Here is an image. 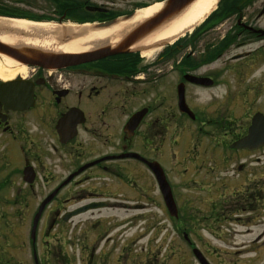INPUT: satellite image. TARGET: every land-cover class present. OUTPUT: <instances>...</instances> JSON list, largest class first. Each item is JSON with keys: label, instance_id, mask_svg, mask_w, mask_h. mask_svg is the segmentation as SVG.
<instances>
[{"label": "flooded vegetation", "instance_id": "flooded-vegetation-1", "mask_svg": "<svg viewBox=\"0 0 264 264\" xmlns=\"http://www.w3.org/2000/svg\"><path fill=\"white\" fill-rule=\"evenodd\" d=\"M145 4L151 3L0 0V9L16 17L62 26H56L57 30H64L62 39H67L90 30L110 29ZM230 19L234 23L228 27V39L226 30L205 39ZM67 24L90 27L64 26ZM262 32L264 0H235L231 15L218 23L207 22L182 44L178 40L141 43L146 36L121 45L125 30L114 42L104 39L88 49L97 52L91 60L59 68L26 65L25 73L0 77V226L3 198L13 199L17 211L33 209L31 227L39 212L37 231L64 229L81 215H70L74 210L91 203L97 206L87 212L142 210L146 208L143 199L151 196L146 192L147 178L165 207L148 164L161 166L174 199L161 156L168 148L172 151L183 134H192L197 143L203 136L208 151L219 150L215 154L218 158L203 161L204 181L198 186L206 194L208 214L200 220L216 227L229 222L247 229L258 225V199L264 196V158L253 156L259 151L263 154L264 145L253 150L229 147L246 135L258 111L245 127H238V135L228 143L225 125L227 101L253 100L256 94L251 95L250 85L228 82L224 60L240 63L236 74L241 76L250 54L264 56ZM232 47L237 52L227 58V49ZM224 149L229 158L239 160L232 166L231 175H227L230 164L227 150L222 154ZM172 154L176 156V152ZM191 182L196 184V180ZM178 217L177 208L173 219ZM188 217L198 220L192 213ZM259 239L245 245L252 252L247 259L256 258L258 253L264 258V241ZM31 246L33 264L70 261L63 253L47 254L39 260L35 242ZM79 261L91 263L86 258Z\"/></svg>", "mask_w": 264, "mask_h": 264}, {"label": "rangeland", "instance_id": "rangeland-1", "mask_svg": "<svg viewBox=\"0 0 264 264\" xmlns=\"http://www.w3.org/2000/svg\"><path fill=\"white\" fill-rule=\"evenodd\" d=\"M146 2L153 3L155 0ZM233 23V19L223 22L214 32L206 35L205 39H210L213 34L221 35ZM236 52L232 47L226 57ZM253 55L248 57L249 64L243 67L241 76L236 74V67L240 63L224 60L227 62L228 82L250 85L251 95L256 94L252 97L253 100L231 98L227 101V143L238 135V127H245L249 123L254 111L264 112V56L260 57V53ZM4 68L12 69L7 66ZM19 73L23 72L17 71L12 77ZM192 140L196 143L195 148L192 147ZM197 141L192 134L179 135L177 146L172 151L168 148L161 156L162 166L174 188L178 219L169 216L165 207L161 206L160 198L150 187L147 178L144 180L145 185L147 182L146 192L151 196L143 199L145 209L128 212L117 209L87 212L73 218L64 229L38 230L35 234L38 259H43L47 254L63 253L69 257L67 264H80L81 258L89 259L90 264H198L191 247L183 239V232H186L191 243L202 252L210 264L264 263V258L258 257L259 253L256 258L254 256L247 259L248 254L252 252L245 246L250 241H256L257 237L260 238L258 241H264V224L261 223L264 221V211L261 213L264 196L258 199L260 223L249 229L234 222H229L225 227H216L213 223L200 220L208 214L206 194L198 186L204 181L203 161L211 156L217 157L215 154L219 150L208 151L209 147H206V138L203 136H199V142ZM226 150L224 149L222 154ZM175 152L176 156L172 154ZM258 155L264 158V152L261 154V151L253 157ZM229 156L227 150V163L230 164L227 175L233 173L231 168L239 161L238 158ZM191 180H196V184H192ZM132 195L131 192L130 200L134 198ZM14 205L16 203L13 204V199L3 198L0 264H33L29 238L33 209L17 211L18 207H13ZM191 213L196 215L198 220L190 221L188 216ZM96 219L100 222H96Z\"/></svg>", "mask_w": 264, "mask_h": 264}, {"label": "bare ground", "instance_id": "bare-ground-1", "mask_svg": "<svg viewBox=\"0 0 264 264\" xmlns=\"http://www.w3.org/2000/svg\"><path fill=\"white\" fill-rule=\"evenodd\" d=\"M219 0H194L189 4L179 15L169 21L167 24L156 29L153 33L148 35L141 43L153 42H173L177 38L183 37L188 32H192L202 21L215 9ZM161 6V3H153L147 7L135 10L131 16L119 19L117 25L105 30H90L79 37L64 38L66 35L62 29L57 30L53 23L47 22H33L24 19H7L0 18V25L9 27L22 32L21 35H9L0 33L2 41L17 44L23 43L36 47H42L53 51L65 52H79L88 50L93 45L104 39H110L114 42L123 31H127L131 27L137 25L153 13H155ZM71 28H89V25L76 26L74 24L64 25ZM119 33V34H117ZM11 67L7 70L4 67ZM25 65L18 64L16 61L0 55V77L2 79L11 78L12 75L21 71L24 73Z\"/></svg>", "mask_w": 264, "mask_h": 264}, {"label": "water", "instance_id": "water-1", "mask_svg": "<svg viewBox=\"0 0 264 264\" xmlns=\"http://www.w3.org/2000/svg\"><path fill=\"white\" fill-rule=\"evenodd\" d=\"M193 1L194 0H164L160 2L161 6L155 13L126 31V34L124 35L125 39L122 41L121 45H123V42L126 40V46H128L132 42L140 40L153 33L156 29L174 19ZM0 18L9 19L10 17ZM0 33L9 35L22 34V32L18 30L1 25ZM96 54L97 52L93 50H86L82 52L53 51L50 49L23 43L12 44L0 39V55L6 56L18 63L25 65H36L45 68H59L70 63L91 60ZM262 144H264V116L261 113H256L252 118V123L248 129L247 134L240 140L234 142L231 147H247L249 149H252ZM132 156L138 155L133 154ZM148 165L150 166L156 177V181L162 193L163 201L169 211V214L171 216H176L175 202L173 200L170 187L165 179L162 168L158 165V163H149ZM96 206L97 205L94 203L83 206L73 211L70 215L79 214L88 210L89 208H94ZM37 216L38 215H36V217ZM35 228L36 222L34 220V224L30 233L32 239L34 238L36 230ZM193 253L200 264H208V262L197 249H194Z\"/></svg>", "mask_w": 264, "mask_h": 264}, {"label": "trees", "instance_id": "trees-1", "mask_svg": "<svg viewBox=\"0 0 264 264\" xmlns=\"http://www.w3.org/2000/svg\"><path fill=\"white\" fill-rule=\"evenodd\" d=\"M234 7L235 0H221L218 4L217 9L206 20L205 24L209 21H211L212 24L220 22V20L231 15L234 12Z\"/></svg>", "mask_w": 264, "mask_h": 264}]
</instances>
